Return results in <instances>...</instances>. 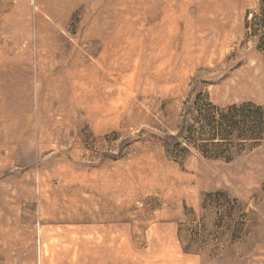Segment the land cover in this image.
<instances>
[{
	"label": "rangeland",
	"instance_id": "1",
	"mask_svg": "<svg viewBox=\"0 0 264 264\" xmlns=\"http://www.w3.org/2000/svg\"><path fill=\"white\" fill-rule=\"evenodd\" d=\"M0 264H264V0H0Z\"/></svg>",
	"mask_w": 264,
	"mask_h": 264
},
{
	"label": "bare ground",
	"instance_id": "2",
	"mask_svg": "<svg viewBox=\"0 0 264 264\" xmlns=\"http://www.w3.org/2000/svg\"><path fill=\"white\" fill-rule=\"evenodd\" d=\"M139 2V3H138ZM137 3L138 4H140V1H138ZM136 2L134 3V4H137ZM142 5V4H141ZM144 5V4H143ZM162 20V23L164 22V18H162L161 19ZM165 23V22H164ZM163 23V24H164ZM84 73V71H81V72H78V71H76V70H73L72 72H69L68 73V75H70V76H73V77H76V78H78L77 76H80V75H84V76H88V74H83ZM84 80H86V82L84 81V83H87V85H86V87H85V89H83V88H77V90H75V93L73 92V96H74V98H75V101L77 102V103H85L86 105H87V108H88V110L91 112V110L93 109V116L94 117H97V118H99V116H101V115H103V113H105V112H110L111 113V111L112 110H116V101H117V97H119V96H117L116 98H114V96H112L113 94H111L110 96H112V97H110V99L107 101V98H106V95L105 94H103V97H102V95H101V93H98V92H96V90L95 91H93V89H91V88H89V85H90V83H88V81L87 80H89V78H87V79H84ZM59 86V85H58ZM61 87H59V89H60ZM55 90V89H54ZM62 90V89H61ZM60 91V90H59ZM56 93H59L57 90L55 91ZM72 92V91H71ZM62 93H63V91H62ZM61 93V94H62ZM60 94V93H59ZM58 94V95H59ZM64 94V93H63ZM67 94H69V91H67ZM67 94H65V95H67ZM117 94V93H116ZM64 95V96H65ZM60 96V95H59ZM68 96V95H67ZM70 96H71V93H70ZM88 96H91V97H89V99H88ZM69 97V96H68ZM66 99H68L67 97H65ZM64 98V99H65ZM72 98V97H71ZM70 98V99H71ZM62 99H63V97H62ZM69 99V100H70ZM126 99V98H125ZM124 99V100H125ZM80 105V104H79ZM72 107V106H71ZM92 108V109H91ZM122 109V108H121ZM71 111L73 110V109H70ZM85 110H86V107H85ZM74 112L73 113H75V110H73ZM91 112V113H92ZM91 113H89V114H91ZM88 114V113H87ZM107 115V114H106ZM105 116V115H104ZM110 117H112V116H110ZM104 118V117H103ZM112 118H114V117H112ZM102 119V118H101ZM106 119V118H105ZM104 120V119H103ZM72 176H73V174H72ZM95 175H93V177H94ZM115 176V175H114ZM153 176V175H152ZM98 177V176H97ZM66 178V177H65ZM90 179H91V177H89ZM70 179V178H69ZM102 179V178H101ZM95 180V179H94ZM98 180V179H97ZM96 180V181H97ZM180 180V179H179ZM185 180V179H184ZM95 181V182H96ZM100 181V180H99ZM179 182L180 181H178V184H179ZM185 182H187V181H185ZM177 183V182H176ZM99 184V183H98ZM101 184V183H100ZM183 184V183H182ZM97 185V184H96ZM103 185V184H102ZM105 185H106V183H105ZM115 185V184H114ZM110 186V185H109ZM103 188L104 189H107L108 191V195H103V200H104V202L105 203H107V202H110V200L115 196V194H116V191H115V189H114V187H107V186H103ZM181 189V188H180ZM185 189V188H184ZM102 190V189H101ZM104 191V190H103ZM102 191V192H103ZM57 192V191H56ZM75 192V191H74ZM74 192H73V194H74ZM101 192V191H100ZM60 193H62L61 191H60ZM67 193V192H66ZM77 193H79V192H77ZM63 194V193H62ZM61 194V195H62ZM103 194V193H102ZM57 195V194H56ZM70 198V197H69ZM100 198V197H99ZM108 198H110V200L108 199ZM72 199H74V200H77V201H80L81 199H79L78 197H75V198H72ZM74 200H73V202L72 203H74ZM81 202H82V200H81ZM101 202V201H100ZM101 204V203H100ZM102 205V204H101ZM108 205V204H107ZM71 207V206H70ZM104 206H102V208H103ZM48 209V208H47ZM47 209H45L44 211H46ZM103 209H105V208H103ZM108 209V212H109V214L110 215H108V217H110L113 213H115V212H117V207H115V206H113L112 205V202H110V206L107 208ZM83 210V209H82ZM90 210V209H89ZM48 211V210H47ZM53 211V210H52ZM68 212L66 209L64 210V212ZM73 211V210H72ZM50 212V211H49ZM59 212H60V210H59ZM63 212V211H62ZM71 212V211H70ZM77 212V211H76ZM75 212V213H76ZM47 213V212H46ZM54 213V212H53ZM52 213V214H53ZM58 213V212H57ZM50 213H48V215H49ZM51 214V215H52ZM55 214V213H54ZM67 215V214H66ZM59 217H61V215H58ZM99 216H100V211H99V209H98V211L96 212V213H94V215H93V217L94 218H99ZM51 217H53L54 218V216H51ZM88 217V216H87ZM107 217V218H108ZM68 219H77V220H81V219H83V218H85V215L84 214H82L81 215V213H79L78 212V214H75V215H72V216H69V217H67ZM91 218V217H90Z\"/></svg>",
	"mask_w": 264,
	"mask_h": 264
},
{
	"label": "crops",
	"instance_id": "3",
	"mask_svg": "<svg viewBox=\"0 0 264 264\" xmlns=\"http://www.w3.org/2000/svg\"><path fill=\"white\" fill-rule=\"evenodd\" d=\"M160 25L162 26L163 25V23L161 22L160 23ZM163 27H165V25H163ZM156 32V35H160V34H165L166 35V32H164L162 29L160 30H158V31H155ZM158 33V34H157ZM171 33H167V35L166 36H168V35H170ZM161 36H164V35H160V37ZM113 59V58H112Z\"/></svg>",
	"mask_w": 264,
	"mask_h": 264
}]
</instances>
